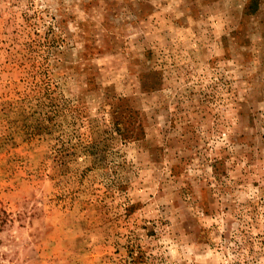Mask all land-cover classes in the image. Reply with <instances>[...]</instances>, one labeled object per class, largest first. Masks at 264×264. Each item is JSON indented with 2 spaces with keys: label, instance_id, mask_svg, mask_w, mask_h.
I'll use <instances>...</instances> for the list:
<instances>
[{
  "label": "rangeland",
  "instance_id": "rangeland-1",
  "mask_svg": "<svg viewBox=\"0 0 264 264\" xmlns=\"http://www.w3.org/2000/svg\"><path fill=\"white\" fill-rule=\"evenodd\" d=\"M0 264H264V0H0Z\"/></svg>",
  "mask_w": 264,
  "mask_h": 264
}]
</instances>
